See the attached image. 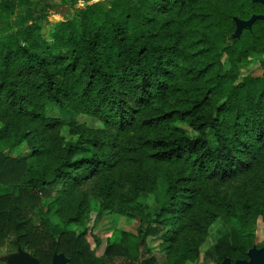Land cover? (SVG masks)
Listing matches in <instances>:
<instances>
[{"label":"trees","instance_id":"trees-1","mask_svg":"<svg viewBox=\"0 0 264 264\" xmlns=\"http://www.w3.org/2000/svg\"><path fill=\"white\" fill-rule=\"evenodd\" d=\"M56 5L23 14L13 28L5 19L12 3L0 0V264L15 239L43 264L54 252L68 264H101L76 228L92 209L142 218L137 234L122 231L106 245L107 257L132 248L134 259L119 264H156L137 249L157 235L165 264L193 260L218 217H236L240 227L217 237L212 264L246 257L257 217L264 222V70L241 75L237 64L264 55V20L231 33L233 15L264 13L263 4L96 1L50 22ZM48 104L60 115H47ZM19 140L26 154H11ZM159 178L164 197L151 215L137 197ZM54 184L56 213L73 228L54 222L42 201Z\"/></svg>","mask_w":264,"mask_h":264},{"label":"rangeland","instance_id":"rangeland-1","mask_svg":"<svg viewBox=\"0 0 264 264\" xmlns=\"http://www.w3.org/2000/svg\"><path fill=\"white\" fill-rule=\"evenodd\" d=\"M12 3V11L9 12L6 16V20L9 21L11 27L16 28L19 24L20 17L26 13H39L43 9L45 3L53 2L54 0H7ZM109 0H68L67 3H61L59 0H56L57 5L55 6V12H52L48 15L47 19L50 22H54L59 19H67L73 17L74 11L77 8H83L87 5L96 2ZM84 3V4H82ZM82 4V5H81ZM3 15L7 11L3 8ZM258 13V12H255ZM5 17V16H4ZM2 22L0 21V25ZM46 28V26H44ZM235 28V26H234ZM234 31V30H233ZM242 32V31H241ZM233 33V32H232ZM231 33V36H232ZM222 61L224 68H228V61L226 55H222ZM249 62H239L237 64L239 74L252 73L254 75L260 74L264 70V55L261 53H252L249 57ZM46 113L49 116H59L60 111L58 107L54 104H48L46 107ZM76 120L84 122L87 125L95 126L101 124V122L87 113H78L75 116ZM176 124L179 125L182 129L188 133H193L194 131L184 122L176 121ZM60 132L66 137L69 138L70 134L68 132V126L62 125L60 127ZM208 141L211 146L215 145L214 135L212 130H208ZM3 150L7 151V147H3V144L0 146ZM26 141L19 140L15 143V147L10 152L11 154H26ZM163 181L157 180L156 186L152 191L149 192H140L138 194V201L144 204L146 210H149V213L152 215L155 208L159 205V200L164 197L162 192ZM0 190H3L0 186ZM60 191V185L54 184L50 186V195L48 197H43L42 201L44 203H49L51 206L50 217L54 222L60 223L63 228H73V224H67L63 222L58 214L56 213V208L59 203L57 201V196ZM142 224V218L139 214L135 216H126L123 214L115 213L112 211H105L98 209H92L88 217L86 218L84 226L76 227L78 231L85 228V237L89 242L91 248L95 253L100 256L101 264H119L121 262L127 261L129 259H134V254L132 248L129 249V252L112 257H107L103 255L104 249L109 242H117L121 237L122 231H127L129 233L137 234L138 227ZM240 227V222L236 217H230L228 220L225 218H217L213 221L208 229V233L205 239L199 246L198 256L193 260H185L183 264H212L214 258L211 256L210 251L212 250L213 244L215 243L217 237L223 233H233L236 229ZM147 245L149 249L146 250L143 246L137 249V254L144 252L140 257L143 259L145 256L153 255L156 259L157 264H163L167 261V249L162 244V239L160 236H147L146 237ZM264 244V222L260 217H257L254 229H253V239L252 244L261 246ZM5 247H1L0 251L5 250ZM146 251H145V250ZM7 264V262H5Z\"/></svg>","mask_w":264,"mask_h":264},{"label":"water","instance_id":"water-1","mask_svg":"<svg viewBox=\"0 0 264 264\" xmlns=\"http://www.w3.org/2000/svg\"><path fill=\"white\" fill-rule=\"evenodd\" d=\"M263 4L264 0H252ZM84 4V3H82ZM81 4V5H82ZM256 18L264 20V13H251L247 18H242L237 15H233L235 22V28L232 33L233 37H239L244 27H251L253 21ZM16 248L13 251L4 253L1 258L7 262V264H43L36 256L31 252L24 249L17 239L14 240ZM247 257L236 258L231 261L229 256L224 255L222 260L218 264H264V244L261 246L253 245L246 251ZM47 264H68V258L63 252H54L51 261Z\"/></svg>","mask_w":264,"mask_h":264},{"label":"flooded vegetation","instance_id":"flooded-vegetation-1","mask_svg":"<svg viewBox=\"0 0 264 264\" xmlns=\"http://www.w3.org/2000/svg\"><path fill=\"white\" fill-rule=\"evenodd\" d=\"M261 13H263V12H261ZM247 257V256H246ZM245 258V257H244ZM157 264V263H156ZM163 264H165V263H163Z\"/></svg>","mask_w":264,"mask_h":264}]
</instances>
